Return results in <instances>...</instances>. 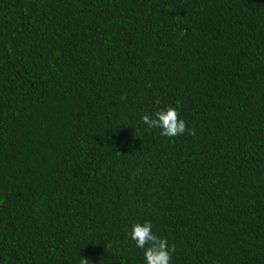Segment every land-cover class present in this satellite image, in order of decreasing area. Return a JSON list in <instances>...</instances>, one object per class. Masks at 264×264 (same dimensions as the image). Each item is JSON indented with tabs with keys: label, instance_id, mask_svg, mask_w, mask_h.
Instances as JSON below:
<instances>
[{
	"label": "trees",
	"instance_id": "1",
	"mask_svg": "<svg viewBox=\"0 0 264 264\" xmlns=\"http://www.w3.org/2000/svg\"><path fill=\"white\" fill-rule=\"evenodd\" d=\"M145 220L264 264V0H0V264H143Z\"/></svg>",
	"mask_w": 264,
	"mask_h": 264
},
{
	"label": "clouds",
	"instance_id": "2",
	"mask_svg": "<svg viewBox=\"0 0 264 264\" xmlns=\"http://www.w3.org/2000/svg\"><path fill=\"white\" fill-rule=\"evenodd\" d=\"M140 120L147 130L158 129L162 137H178L186 130L190 135L194 134L192 130L186 128L185 121L172 106L158 108L151 114L142 115ZM126 237L143 253V264H171L175 247L170 245L166 238L155 234L150 221L132 223L126 231ZM87 261L81 259V264H87Z\"/></svg>",
	"mask_w": 264,
	"mask_h": 264
}]
</instances>
